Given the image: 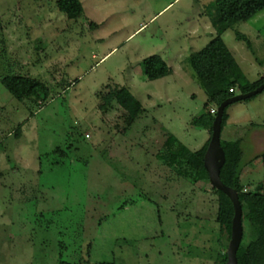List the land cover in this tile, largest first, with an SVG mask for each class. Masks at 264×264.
Listing matches in <instances>:
<instances>
[{
  "label": "rangeland",
  "instance_id": "obj_1",
  "mask_svg": "<svg viewBox=\"0 0 264 264\" xmlns=\"http://www.w3.org/2000/svg\"><path fill=\"white\" fill-rule=\"evenodd\" d=\"M57 1L0 0V264H216L226 249L212 186L156 158L169 136L190 152L210 140L192 123L207 97L185 61L215 36L214 0H79L77 20ZM221 38L248 83L264 76V12ZM151 57L171 74L145 80ZM16 76L48 97L18 102L2 84ZM121 89L143 109L132 124L105 103ZM226 116L222 145L264 127V91ZM248 148L243 192H264V154Z\"/></svg>",
  "mask_w": 264,
  "mask_h": 264
},
{
  "label": "trees",
  "instance_id": "obj_2",
  "mask_svg": "<svg viewBox=\"0 0 264 264\" xmlns=\"http://www.w3.org/2000/svg\"><path fill=\"white\" fill-rule=\"evenodd\" d=\"M57 7L68 20H77L83 15L79 0H58ZM261 12H264V0H214L207 6V14L215 30V36L202 50L192 54L185 61L193 73V78L196 79L207 97L201 114L192 120L194 127L206 129L211 134L214 120V115L210 113L211 107L214 106L217 109L227 99L237 94L249 93L264 82V77L253 83L245 80L239 65L221 38L236 24L247 22ZM236 39L249 46V41L245 36L236 33ZM144 70L147 81L159 80L172 72L158 57L146 59ZM2 84L18 102L32 98L36 101L45 100L49 93L42 83L21 76L4 78ZM114 100L127 113L129 124L134 123L143 113L139 101L126 89L110 92L105 103L108 104ZM227 109L228 107L223 114L221 131L227 121ZM175 145L176 147L172 149ZM207 145L208 142L201 150L190 152L175 137L169 136L165 143V151L158 154L156 158L158 162L173 170L178 176L189 180L192 185L200 182L209 183L203 166ZM220 145L225 155V162L220 170L221 182L237 192L242 208V225L246 223L248 231L254 237L253 241L240 244L237 251V262L238 264H264V192L260 189L243 192L244 188L240 180L242 153L239 142L230 141L223 145L220 143ZM212 190L218 201L216 223L219 226V237L216 242L224 250L227 249V245L222 243L221 237L226 232L229 242L233 208L230 200L222 192L213 187ZM216 264H226L225 253Z\"/></svg>",
  "mask_w": 264,
  "mask_h": 264
},
{
  "label": "water",
  "instance_id": "obj_3",
  "mask_svg": "<svg viewBox=\"0 0 264 264\" xmlns=\"http://www.w3.org/2000/svg\"><path fill=\"white\" fill-rule=\"evenodd\" d=\"M264 91V82L255 90L246 94H237L220 104L211 126V136L203 157V166L208 175L209 184L222 192L231 202L233 218L231 221L230 239L226 249V264H238L237 251L243 237L242 208L237 192L225 186L220 179V170L225 162L224 151L220 145L221 124L224 111L232 104L251 99Z\"/></svg>",
  "mask_w": 264,
  "mask_h": 264
},
{
  "label": "crops",
  "instance_id": "obj_4",
  "mask_svg": "<svg viewBox=\"0 0 264 264\" xmlns=\"http://www.w3.org/2000/svg\"><path fill=\"white\" fill-rule=\"evenodd\" d=\"M263 77H261V78H263ZM246 126L247 127L244 128V131H245L244 135H242L240 138H238L236 140H233V141H238L240 144L239 146H240V150L242 153V161H243V158L246 157V154H245L246 149H247V151H249L248 141L242 140L243 138L245 139V137H247V136H248V139H250V141H252L249 144L254 149L255 154H253V156L254 157L258 156V155L262 156L264 154V127L259 126V128H253V126H254L253 124H249Z\"/></svg>",
  "mask_w": 264,
  "mask_h": 264
},
{
  "label": "flooded vegetation",
  "instance_id": "obj_5",
  "mask_svg": "<svg viewBox=\"0 0 264 264\" xmlns=\"http://www.w3.org/2000/svg\"><path fill=\"white\" fill-rule=\"evenodd\" d=\"M246 139V140H245ZM245 141H248V143H251L252 141H250V139H248V136L247 137H245ZM254 142V141H253ZM245 154L246 155H249L250 153H249V151H247V149H246V152H245ZM244 159V158H243Z\"/></svg>",
  "mask_w": 264,
  "mask_h": 264
},
{
  "label": "built area",
  "instance_id": "obj_6",
  "mask_svg": "<svg viewBox=\"0 0 264 264\" xmlns=\"http://www.w3.org/2000/svg\"><path fill=\"white\" fill-rule=\"evenodd\" d=\"M211 114H215V111H211Z\"/></svg>",
  "mask_w": 264,
  "mask_h": 264
}]
</instances>
